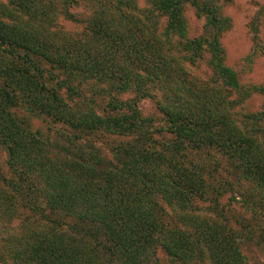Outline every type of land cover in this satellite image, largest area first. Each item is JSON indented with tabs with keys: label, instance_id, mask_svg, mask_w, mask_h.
<instances>
[{
	"label": "trees",
	"instance_id": "1",
	"mask_svg": "<svg viewBox=\"0 0 264 264\" xmlns=\"http://www.w3.org/2000/svg\"><path fill=\"white\" fill-rule=\"evenodd\" d=\"M91 1L92 15L79 35L51 31L58 16L53 0H9L32 19L26 26L0 4V144L15 173L5 180L0 206L9 219L20 207L31 214L22 231L6 240L0 263L145 264L161 245L185 262L206 256L211 264H244L241 234L225 220L190 210L222 171L264 192L258 137L231 115L235 101L189 77L185 67L208 53L210 81L240 89L220 41L230 19L217 0H149L143 11L138 0ZM74 2L64 0L60 11L70 20L77 19L65 5ZM188 5L205 17L202 34L193 38L183 21ZM102 84L111 90L99 113V93L88 96L85 89ZM128 90L130 98L116 95ZM157 93L172 134L163 141L153 137L154 119L139 107ZM20 105L80 133L103 128L135 138L116 149L115 161L92 145L55 150L12 111ZM249 118H264V112ZM203 152L220 154L226 165L210 168L194 159ZM161 200L179 210L184 228L168 227Z\"/></svg>",
	"mask_w": 264,
	"mask_h": 264
},
{
	"label": "rangeland",
	"instance_id": "2",
	"mask_svg": "<svg viewBox=\"0 0 264 264\" xmlns=\"http://www.w3.org/2000/svg\"><path fill=\"white\" fill-rule=\"evenodd\" d=\"M55 2V24L51 31L59 33L61 30L79 35L86 25L88 17L92 15L91 0H76L73 4H67L68 10L75 15L77 20H70L60 13L64 7V0H53ZM0 4L6 6L11 12L19 17L18 23L26 26L32 19L27 13L9 3V0H0ZM223 16L228 17L231 22L229 29L221 35V45L224 49V64L236 73L239 88H226L218 80L210 81L212 69L209 63L210 55L205 57L195 66L186 63L188 76L198 82H206L212 86V90H221V94L227 100L235 101L231 115L237 123L246 131L252 132L258 137L260 147L264 152V118L252 120L251 114L264 112V0H217ZM70 5V6H69ZM138 7L142 11L151 7L149 0H138ZM166 17H159L158 32L162 33L166 23ZM205 17L197 16L194 7L188 5L183 14L187 37L193 38L203 32ZM37 26V25H36ZM38 27V26H37ZM176 41V39H174ZM173 54H179L175 49ZM44 65L48 68L46 62ZM53 84L52 82H49ZM93 90L99 95L97 112L102 113L103 105L108 101L111 90L107 84L88 86L85 92L88 96ZM161 93V92H160ZM60 94L66 99L65 90ZM122 99L134 95L132 90L116 94ZM156 97H147L139 102L140 110L144 116H151L153 120V137L158 141L171 138L172 134L164 123L162 112L158 108ZM12 111L23 118L33 131L40 132L41 136L48 140L53 148L57 147H89L92 145L107 160L115 161L114 153L118 147L124 146L135 136L99 129L93 133H80L71 126L56 121L55 119L39 115L24 105L13 107ZM254 121V122H253ZM194 159L206 162L207 166L213 168L216 163L226 165L225 159L216 152L209 155L205 152L195 155ZM213 166V167H212ZM15 175L8 161L7 150L0 144V195L7 193L5 180ZM210 188L204 199H198L191 205L190 210L201 216H209L217 220H225L229 226L241 234L240 252L244 264H264V192L255 190L247 181L240 180L234 174L219 172L209 180ZM230 184V185H228ZM6 195V194H5ZM4 199V198H3ZM3 199L0 202H3ZM165 212V223L168 227L178 226L184 228L178 222L179 210L161 200ZM10 206H8L9 209ZM6 208V207H5ZM0 206V255L4 254L7 239L22 231L26 221L31 214L25 209L17 208L16 217L9 219L10 212ZM203 260L185 262L175 258L159 245L154 256L147 257L145 264H211L206 256ZM1 264V263H0Z\"/></svg>",
	"mask_w": 264,
	"mask_h": 264
}]
</instances>
